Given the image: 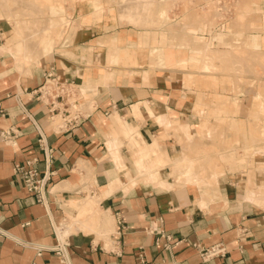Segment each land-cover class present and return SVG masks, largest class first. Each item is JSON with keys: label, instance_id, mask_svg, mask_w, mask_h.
<instances>
[{"label": "crops", "instance_id": "1", "mask_svg": "<svg viewBox=\"0 0 264 264\" xmlns=\"http://www.w3.org/2000/svg\"><path fill=\"white\" fill-rule=\"evenodd\" d=\"M48 11L41 25L17 21L14 43L0 18V264H64L57 247L65 264H264V161L223 150L201 91L134 28ZM198 69L191 80L215 65ZM48 73L66 93L40 96ZM32 159L52 172L43 201L12 172ZM215 244L225 253L202 259Z\"/></svg>", "mask_w": 264, "mask_h": 264}, {"label": "rangeland", "instance_id": "2", "mask_svg": "<svg viewBox=\"0 0 264 264\" xmlns=\"http://www.w3.org/2000/svg\"><path fill=\"white\" fill-rule=\"evenodd\" d=\"M211 2L212 0H0V18L8 20L12 28L10 35L5 36L4 43L8 39L14 43L17 37L14 29L19 20L30 21L31 25L32 22L41 25L49 18H55L48 10L58 8L65 11L66 25L72 22L80 26V22L74 20L76 11L83 9L93 13L92 5L99 4L104 5V9L98 14L94 13L97 21L108 23L110 19L116 29L134 28L132 37L140 43H151V52L155 53V49L162 48L167 49L169 55L174 49L175 52H178L177 49L184 50L186 56L177 57L173 68L182 72L186 85L201 91L198 101L204 107L201 109L206 108L204 119L203 114H200L202 123H215L223 128L213 134L215 140L223 139V150H231L253 164H258L264 161V153L255 154L257 147L264 145L261 135V129L264 128V0H234L233 14L224 28H220V32H214L217 13ZM197 34L203 37L200 38ZM230 40L231 45L228 44ZM184 41L188 44L182 43ZM205 45L228 54L225 57L209 54L206 65H202L201 50L205 49ZM159 55L152 57L162 65ZM214 65L213 76L197 74L191 80L188 72L196 71L198 66L199 71L211 72ZM221 101H228L226 107L229 112L220 110ZM236 103L240 105L238 108L232 105ZM252 109L257 114H251ZM241 121L245 124V130L237 128ZM237 138H241V143L235 142ZM253 143L258 146H253ZM208 149H201L203 153L200 155H212L213 149ZM242 166L246 171L247 163L243 162Z\"/></svg>", "mask_w": 264, "mask_h": 264}, {"label": "built area", "instance_id": "3", "mask_svg": "<svg viewBox=\"0 0 264 264\" xmlns=\"http://www.w3.org/2000/svg\"><path fill=\"white\" fill-rule=\"evenodd\" d=\"M234 0H212V5L216 10V22L213 25V28L223 29L226 22L233 14L232 4ZM46 86L39 92L40 96L43 94H49L51 90L57 92L63 91L66 93L64 86L57 80L55 77L48 73L46 77ZM57 95L56 93L54 94ZM7 133V131H5ZM5 132H2L4 135ZM49 157H47L48 159ZM36 159L26 161L25 164L16 163L12 167V172L17 177H19L24 183L26 189L32 192L38 201H43L44 194L46 190V185L52 174L51 171H45L43 174H40L38 169L35 167ZM57 253H61V261L65 264V257L62 252L61 247L56 248ZM225 253V247L222 244H215L207 248H203L200 251L202 259L207 260L217 255H223Z\"/></svg>", "mask_w": 264, "mask_h": 264}, {"label": "bare ground", "instance_id": "4", "mask_svg": "<svg viewBox=\"0 0 264 264\" xmlns=\"http://www.w3.org/2000/svg\"><path fill=\"white\" fill-rule=\"evenodd\" d=\"M169 1V0H168ZM158 2V1H157ZM142 3V2H141ZM108 4V3H107ZM169 4V3H168ZM149 5V4H148ZM122 6H124V5H121V7ZM104 7V5H99V4H97V5H92V9H93V15L94 16H92V17H95V14L97 13H99L100 12V10L101 9H104L103 8ZM169 7V6H168ZM168 9V8H167ZM107 10V9H106ZM91 13V12H90ZM95 13V14H94ZM107 14V13H106ZM102 15V14H101ZM204 21V20H203ZM221 30H220V28L218 27H216V29H215V31L214 32H220ZM212 34V33H211ZM211 36H213V35H211ZM106 43V42H105ZM182 43H186L185 41L184 42H182ZM186 44H188V43H186ZM154 50V49H153ZM172 51H174L175 52V49L174 50H172ZM176 51H178V52H170V54L168 55L167 54V49H162V48H159V49H155V53H154V51H152V52H150V54H151V57H152V55L156 58V56H158V54H160L159 56H161V59H162V62H163V64L162 65H160L161 67H165V66H167L168 64H170L169 62H171V61H174L177 57L178 58H181L182 56H186V53H185V51L184 50H182V49H177ZM204 51H206V52H204L203 54L201 53V56H202V60H201V62H200V64H202V65H206L205 64V61H207L208 59H209V54H211V55H214V54H217V52H214V51H211V49L210 48H206ZM220 53V52H219ZM226 53V52H225ZM118 54H119V52H118ZM223 54V53H222ZM225 55H227V54H225ZM150 57V58H151ZM158 58V57H157ZM160 58V57H159ZM195 58V57H194ZM159 62V61H158ZM203 62V63H202ZM151 68V67H150ZM206 73V72H205ZM204 74V73H203ZM209 74V73H208ZM201 75V74H200ZM201 78V77H200ZM259 140V139H258ZM261 141V140H260ZM263 143V142H262ZM258 150V149H257ZM259 151V150H258ZM259 152H261V151H259ZM260 154V153H259ZM262 170V169H261ZM253 176H254V174H253ZM256 177V176H255ZM254 177V178H255ZM260 180V179H259Z\"/></svg>", "mask_w": 264, "mask_h": 264}]
</instances>
